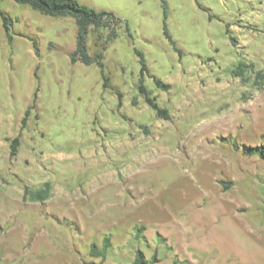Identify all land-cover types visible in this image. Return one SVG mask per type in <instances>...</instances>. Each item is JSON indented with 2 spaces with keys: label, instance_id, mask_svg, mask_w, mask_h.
<instances>
[{
  "label": "rangeland",
  "instance_id": "rangeland-1",
  "mask_svg": "<svg viewBox=\"0 0 264 264\" xmlns=\"http://www.w3.org/2000/svg\"><path fill=\"white\" fill-rule=\"evenodd\" d=\"M79 1L119 19L87 37L103 68L74 18L0 1V264H264V0Z\"/></svg>",
  "mask_w": 264,
  "mask_h": 264
},
{
  "label": "trees",
  "instance_id": "trees-1",
  "mask_svg": "<svg viewBox=\"0 0 264 264\" xmlns=\"http://www.w3.org/2000/svg\"><path fill=\"white\" fill-rule=\"evenodd\" d=\"M1 1V0H0ZM21 4H28L35 10L42 14L53 16V17H64L70 16L74 18L76 28V43L75 48L70 52V58L73 63L82 62L84 64L90 65L92 63H97L101 68H103V51L97 52L95 55H91L88 50L87 37L92 27H108L110 30L107 35V39H112L117 35L116 27L119 24V19L112 11L108 10H98L94 7L81 3L79 0H15ZM164 6V34L173 43L175 42L168 30L167 26V4L163 1ZM0 18L2 19L3 26L5 28L7 37L11 41V18L9 15L0 7ZM100 38V34L97 35ZM34 47L38 53V46L34 40ZM105 48V46H104ZM176 48V47H175ZM177 49V48H176ZM136 53L139 55V60L141 62L140 69V82L139 90L144 94L146 102L157 112L159 116L169 118L170 113L166 107H162L156 101L154 96H151L150 91L145 85V75L149 73V68L147 66L145 57L143 53L136 49ZM239 74V72H237ZM264 74V70H258L256 72L257 78ZM153 80L159 88L169 89L170 83L162 81L160 78L153 76ZM104 85H108V78L105 77ZM38 96V90L35 91L33 96V102L30 107L27 108L24 117L22 118V127L25 126L27 117L29 116L31 109L36 107V101ZM136 104V100H134ZM19 145V136L12 139L10 144L11 151L10 155L15 156L17 154ZM246 154H257L262 159H264V144H259L255 146H246ZM51 184L46 182L44 186L38 190H31L28 186L25 187V197L30 196L32 200L44 201L50 195ZM108 244L107 241L104 243L103 249H99L95 244L92 245V251L95 252L96 256H104V250H106ZM101 264V263H100ZM131 264H148V260L142 250H138L135 253L134 259ZM174 264H181L178 260L174 261Z\"/></svg>",
  "mask_w": 264,
  "mask_h": 264
},
{
  "label": "crops",
  "instance_id": "crops-1",
  "mask_svg": "<svg viewBox=\"0 0 264 264\" xmlns=\"http://www.w3.org/2000/svg\"><path fill=\"white\" fill-rule=\"evenodd\" d=\"M36 43H37V46H38V42L36 41ZM32 45H33V47H34V41L32 40ZM35 48V47H34ZM35 52H36V49H35ZM36 54H38L37 52H36Z\"/></svg>",
  "mask_w": 264,
  "mask_h": 264
}]
</instances>
